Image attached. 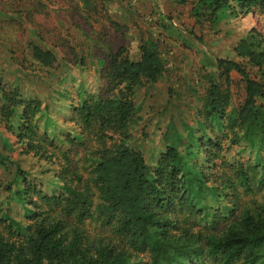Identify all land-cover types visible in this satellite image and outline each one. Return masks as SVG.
Returning a JSON list of instances; mask_svg holds the SVG:
<instances>
[{"label":"trees","instance_id":"obj_1","mask_svg":"<svg viewBox=\"0 0 264 264\" xmlns=\"http://www.w3.org/2000/svg\"><path fill=\"white\" fill-rule=\"evenodd\" d=\"M109 1L70 0L65 10L86 34L90 14ZM13 2L0 18L18 12ZM173 2L187 6L196 27L213 30L254 8L263 27L236 42L234 60L216 59L202 74L207 87L194 91L192 121L179 129L169 118L151 164L135 130L139 91L167 72L160 41L141 42L134 59L125 46L99 47L95 26L85 47L58 26L52 34L62 44L49 47L29 27L28 41L8 47L0 60V264H264V0ZM90 66L96 91L71 75ZM59 69L46 82L49 99L41 97L36 83Z\"/></svg>","mask_w":264,"mask_h":264},{"label":"rangeland","instance_id":"obj_2","mask_svg":"<svg viewBox=\"0 0 264 264\" xmlns=\"http://www.w3.org/2000/svg\"><path fill=\"white\" fill-rule=\"evenodd\" d=\"M11 1H14L13 5L17 6L14 7L18 12L11 14L12 19L0 18L2 61L7 60L9 56V46L15 43L24 44L31 38L27 37V33L23 34L29 27L33 29L31 31L44 34L49 41V47L55 43L62 44V40L53 38V29L57 26L61 32H69L73 45L85 47L89 41L87 34L95 26L97 30L92 36L99 47L125 46L134 59L139 56L138 47L141 42L150 37L161 42L167 72L158 83L145 87L138 93L141 120L135 135L140 140L143 154L149 164L163 149L161 133L168 125L169 118H174L179 129L183 121H192V108L189 104L195 103L194 91L201 93L207 87V82L201 79L202 74L215 71L216 59L234 60L232 49L236 42L242 39L251 27H263L257 8L246 18L235 22L222 19L215 29L210 30L205 25L193 26L186 13L187 6L175 5L173 0H112L105 4L103 14H90L93 16L86 26L89 32L84 34L81 27H76L73 16H67L65 6L74 5L70 0H0V7H6ZM21 16H24L26 21H23ZM60 68L67 67L61 65ZM62 69L50 72L45 82H35L36 91L41 97L49 99L46 82L53 84L57 80L56 74L62 73ZM85 70L87 69L75 68L71 75L76 77L77 84L84 85L90 91H96L100 87L98 73L91 66L87 72ZM236 81L232 87L235 94L242 90L241 84ZM62 86H66L65 83ZM168 89L173 91V98L169 103ZM235 94L234 97L238 100L239 96ZM66 104L67 101H62L64 110ZM4 137L7 136L0 129V150L3 149ZM97 146L92 147L90 144L88 147L96 149ZM13 156L17 157L16 154Z\"/></svg>","mask_w":264,"mask_h":264}]
</instances>
